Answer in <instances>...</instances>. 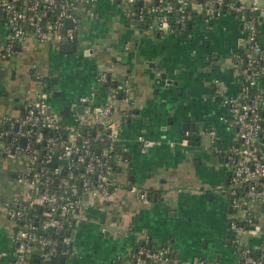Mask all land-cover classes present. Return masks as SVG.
I'll return each mask as SVG.
<instances>
[{
	"label": "crops",
	"instance_id": "1",
	"mask_svg": "<svg viewBox=\"0 0 264 264\" xmlns=\"http://www.w3.org/2000/svg\"><path fill=\"white\" fill-rule=\"evenodd\" d=\"M79 1V31L76 41H70L76 46L72 52L63 50L62 40H39L32 35L16 40L7 51L8 26L0 12V67H4L0 79L1 136L16 129L38 90L46 91L63 123L74 122V113H82L79 97L92 90L91 104H114L111 115L121 150L115 155V180L106 196L88 204L72 229V253L66 255L65 262L73 264L69 259L81 251L84 260L78 257L77 264H105L101 256L113 264H121L122 259L123 264H129L131 252L142 243L152 248L166 246L178 264L197 260L238 264L241 249L262 252L264 198L252 209L259 230L236 234L230 227L235 212L226 189L228 170L222 157L211 149L208 132L203 150L183 137L181 126L174 130L169 126L176 120L198 124L200 145L203 126L216 130L221 145L234 140L232 112L223 99L240 91L241 77L233 52L242 48L245 33L236 15L223 9L205 18L202 6L192 4L186 24L158 31L138 26L139 19L126 24L128 15L120 0ZM139 29L144 37L136 35ZM258 29L264 48V12L258 15ZM212 52L215 55L209 59L207 54ZM100 70L108 71L110 82H98ZM161 71L166 72L165 78L158 76ZM124 78L129 86L128 101L119 98L117 88ZM19 83L26 84V89H15ZM257 85L264 88V75ZM64 105L66 113L60 112ZM261 119L264 125V109ZM191 133L187 129L185 134ZM138 136L148 144L143 145ZM2 139L0 195L9 200L24 199V159L4 156ZM261 152L264 155V144ZM131 185L146 189L148 201L130 192ZM0 211L8 217L3 208ZM1 213L0 264H9L16 222L2 218ZM211 227L215 234L207 238ZM231 233L234 235L229 239ZM198 235L206 238L198 239ZM206 252L210 257L204 255Z\"/></svg>",
	"mask_w": 264,
	"mask_h": 264
},
{
	"label": "built area",
	"instance_id": "2",
	"mask_svg": "<svg viewBox=\"0 0 264 264\" xmlns=\"http://www.w3.org/2000/svg\"><path fill=\"white\" fill-rule=\"evenodd\" d=\"M128 16L143 22L147 29L164 31L180 28L191 14V5L202 6L205 18L225 9L238 18L244 33L242 48L233 52L240 74V91L230 94L223 103L232 112L235 138L227 146L218 143L215 129L209 128V144L220 155L228 170L227 194L235 217L230 223L237 234L255 233L259 223L253 218V206L264 198V88L257 83L264 75V48L260 42L258 15L264 12V0H120ZM79 0H0V12L8 26L5 48L10 51L16 40L32 35L39 40L57 38L73 41L79 31L76 4ZM71 19V26L65 25ZM100 83L110 82L107 70H100ZM119 98L128 101L127 79L117 84ZM93 90L79 97L84 105L82 113H74L75 120L63 123L46 97L38 90L36 97L27 103L15 133H7L10 143H4L6 157L24 159L25 170L21 181L27 186V197L9 200L0 195V207L16 222L14 250L9 264H34L52 255H67L70 233L80 221L90 202L102 198L111 190L115 180L114 158L111 150L118 136L114 104L111 101L93 105ZM223 117V116H222ZM224 118V117H223ZM89 122V123H88ZM87 127L93 128L92 133ZM84 128V131L82 130ZM50 131L48 136L41 132ZM66 132V135L63 134ZM32 133L35 135L32 137ZM21 136L25 145L19 144ZM143 145L148 140H143ZM3 136L0 135V139ZM3 140V139H2ZM43 158L37 162L38 150L33 142H43ZM107 146L94 150L93 141ZM55 153L57 160L48 168ZM35 167V170H34ZM133 192L148 201L146 189L131 185ZM166 246L152 248L144 243L133 250L129 264H178ZM197 260L194 264H203ZM238 264H264V250L259 254L249 248L240 250Z\"/></svg>",
	"mask_w": 264,
	"mask_h": 264
},
{
	"label": "water",
	"instance_id": "3",
	"mask_svg": "<svg viewBox=\"0 0 264 264\" xmlns=\"http://www.w3.org/2000/svg\"><path fill=\"white\" fill-rule=\"evenodd\" d=\"M138 3L140 4L141 3V0L138 1ZM86 6H90V3H85ZM125 10L123 9V12ZM136 22V19L134 16H126V24H130V23H135ZM137 24L138 26H145L143 24L142 21L138 20L137 21ZM65 25L66 26H71L72 23H71V19H66L65 20ZM76 41V38L74 39V42ZM17 43V41H16ZM61 46L63 48L64 51H67V52H72L75 50V43L73 42H70V41H64L61 43ZM215 53L212 52V53H208L207 54V57L210 59L212 56L214 57ZM214 59V58H213ZM4 74V67H0V79L2 78ZM158 76L160 78H165L166 77V72L165 71H161L158 73ZM168 81H171V80H168ZM167 81V82H168ZM174 83H177V80L174 81ZM51 86H53L54 82H50ZM165 86H167V84H165ZM84 105H81V108L83 109ZM67 111V105H64L62 107V110H60V112L62 113H66ZM193 122H183L182 126H181V129H182V133H183V137L185 139H189V143L190 144H193L195 145V148L197 149H200L201 145H200V134L198 132V124H192ZM15 128H17V126H15ZM189 129L190 131H192L191 134H185L186 133V130ZM84 131V128L82 129ZM25 142H26V137L25 136H21L20 139H19V144L20 146H24L25 145ZM42 143H45V141L43 140ZM66 233H70L71 235V239L73 240V237H74V230H65ZM234 234L231 233L230 236H229V239L233 236ZM72 240L70 241L69 243V246L72 247ZM230 241V240H229ZM63 259L61 258L60 261H62ZM33 261H34V264H54V260L52 258H47V259H44L42 261H39V258L37 257H34L33 258Z\"/></svg>",
	"mask_w": 264,
	"mask_h": 264
},
{
	"label": "rangeland",
	"instance_id": "4",
	"mask_svg": "<svg viewBox=\"0 0 264 264\" xmlns=\"http://www.w3.org/2000/svg\"><path fill=\"white\" fill-rule=\"evenodd\" d=\"M120 6L122 7V8H125L126 6H127V4L126 3H121L120 4ZM144 33H143V31H141L140 29H139V31L136 33V35H138V36H141V37H144V35H143ZM7 79L6 80H10L8 77H6ZM7 82V81H6ZM12 86V85H11ZM14 88L15 89H17V90H25L26 89V84H22V83H19V84H15L14 85ZM182 124H183V122H178V120H176L175 122H173V123H171V124H169V126L171 127L170 129L172 130H174V129H177L178 127H180V126H182ZM201 133H202V135H201V146H202V149H203V144H205V143H207L208 142V136L205 134V131H204V129H201ZM204 150V149H203ZM222 162V161H221ZM21 185V184H20ZM221 193H224V192H222V190H221ZM225 194V193H224ZM0 213H1V211H0ZM1 215H2V218H4V219H6V220H8V221H10L11 223H14L15 221L12 219V218H8V217H6L5 215H3L2 213H1ZM208 230H210L211 232L207 235L206 234V236H207V238H211L214 234H215V228L214 227H211V228H208ZM206 236L205 235H198V239H205L206 238ZM76 246V245H75ZM77 247V246H76ZM203 249V248H202ZM217 250V249H216ZM204 251H206V249H204L203 250V252ZM220 251V250H219ZM78 253H75V258H71V259H69V260H72L73 261V264L74 263H78L79 262V259L81 260V262L84 260V258L82 257V253H81V251H80V253H79V255H77ZM203 254V253H202ZM206 257H210V254H208L207 252L204 254ZM78 257H79V259H78ZM99 259V258H98ZM106 259V260H105ZM101 260L102 261H105L104 263L105 264H113L112 262H111V259L110 258H105L104 256H101ZM94 260L93 259H91V263L93 262ZM69 261H67V262H65V264H69L68 263ZM125 262V260L124 259H122V261L120 262L121 264H123Z\"/></svg>",
	"mask_w": 264,
	"mask_h": 264
},
{
	"label": "trees",
	"instance_id": "5",
	"mask_svg": "<svg viewBox=\"0 0 264 264\" xmlns=\"http://www.w3.org/2000/svg\"><path fill=\"white\" fill-rule=\"evenodd\" d=\"M188 20H189V18L186 19L184 24H186ZM176 29H178V28L176 27ZM87 129H88V131L91 134L92 131H93V128L87 127ZM10 132L11 133H15V129H12ZM41 132L43 133L44 136H48L50 134V131H44L43 129H41ZM63 134L66 135V132L63 131ZM34 135H35V133H32L31 136L33 137ZM3 139H4L5 143H7V144L10 143V140L8 139L7 134L3 135ZM113 144L114 145H113V149L111 150V153H112V157L114 158V162L113 163H114V170L116 172L117 171V164L115 162V155L121 153V150H120L117 142H114ZM105 146H107L106 140L104 142H100L98 140L93 141L94 150H96L97 148H100V147L101 148L105 147ZM33 147L37 148V150H38V157H37L36 161L39 162L43 158V152L42 151H43L44 147H43L42 141L41 142H37V143L33 142ZM56 160H57L56 155H55V153H53V157H52L51 161L46 165L47 170H48V168H50L52 166L53 162H55ZM34 170H35V167H34Z\"/></svg>",
	"mask_w": 264,
	"mask_h": 264
},
{
	"label": "flooded vegetation",
	"instance_id": "6",
	"mask_svg": "<svg viewBox=\"0 0 264 264\" xmlns=\"http://www.w3.org/2000/svg\"><path fill=\"white\" fill-rule=\"evenodd\" d=\"M203 127L204 128H202V129H204L205 133H207L209 128H207L205 126H203ZM199 130H200V127H199ZM201 135H202V133H201ZM69 248L72 251V247L69 246ZM66 257H67L66 255H61V254L58 255L57 254V255H52L50 258H52L54 260V264H63L66 260ZM61 258L63 259L62 261H60Z\"/></svg>",
	"mask_w": 264,
	"mask_h": 264
}]
</instances>
